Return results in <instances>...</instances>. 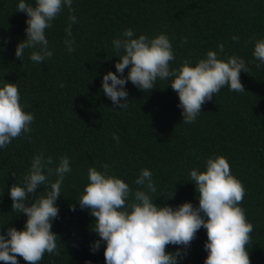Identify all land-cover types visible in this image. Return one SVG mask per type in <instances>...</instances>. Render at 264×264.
<instances>
[{
	"label": "trees",
	"instance_id": "16d2710c",
	"mask_svg": "<svg viewBox=\"0 0 264 264\" xmlns=\"http://www.w3.org/2000/svg\"><path fill=\"white\" fill-rule=\"evenodd\" d=\"M17 3L0 0V83H16L20 103L34 121L27 136L0 150V234L24 227L27 217L12 211L8 189L22 182L40 152L53 158V167L67 155L72 171L61 186L59 213L52 222L58 254L46 252L38 264H105V245L91 250L99 239L91 230L95 218L76 202L88 183L89 167L102 170L107 163L109 173L133 190L139 187L134 181L140 170L147 168L157 187L152 194L157 205L175 208L190 202L195 207L198 193L190 170L204 171L209 157L223 156L245 189L240 206L253 225L246 246L250 264H264V64L257 67L252 55L255 41L264 38V0H73L71 11L63 8L45 30L54 54L41 64L29 59L33 49H25L21 60L15 56L27 27V15L16 11ZM70 15L77 18L72 53L64 45ZM126 28L136 37L166 34L175 57L171 68L186 60L194 66L210 50L220 59L242 57L248 69L240 73L245 91L222 88L202 105L193 123H183L178 95L169 86L172 78L157 79L155 88L145 92L127 82V107L114 108L102 92V78L116 72L119 57L111 42ZM221 43L223 53L217 47ZM43 191L41 186L33 196ZM31 203L29 197L26 204ZM206 241L201 228L180 264H204ZM178 247L168 245L166 252Z\"/></svg>",
	"mask_w": 264,
	"mask_h": 264
},
{
	"label": "clouds",
	"instance_id": "9594fccd",
	"mask_svg": "<svg viewBox=\"0 0 264 264\" xmlns=\"http://www.w3.org/2000/svg\"><path fill=\"white\" fill-rule=\"evenodd\" d=\"M73 0H18L17 12L26 13V38L15 49L21 60L25 49H33L29 59L37 64L53 56L45 30L67 7L71 11ZM65 28L64 45L68 53L75 50L72 25L77 22L69 16ZM234 41L238 37L233 36ZM7 41L5 40L4 43ZM112 45L119 57L116 72L109 71L102 78V92L112 101L114 108L125 109L128 104L127 82L145 90L155 88L157 79L172 78L170 87L177 93L183 123H193L201 113L202 105L212 100L214 94L227 87L229 91L242 92L244 86L240 73H247V65L237 55L218 58L217 51H208L204 58L193 66L186 60L179 68H171L174 60L172 44L168 36L161 33L149 38L135 36L126 28ZM220 53L224 45L218 44ZM253 57L264 64V38L254 43ZM125 69H128L125 76ZM117 73L119 75H117ZM34 115L24 111L16 83H0V150H4L13 139L27 136ZM30 138V137H29ZM113 140L119 141L116 134ZM43 152L34 155L30 167L20 184L13 183L8 189L11 208L27 217L22 230L8 227L0 234V261L4 264H19L17 255L28 264H38L44 254H58L57 235L52 232V222L57 218L56 204L61 196V186L72 171L70 158L60 156L55 163ZM55 176L54 182L48 178ZM191 183L198 193V206L185 202L177 207L157 205L152 194L157 187L151 170L142 168L134 183L135 190L123 179L109 173V165L102 170L87 169L88 183L77 204L93 216L91 230L99 237L91 245L93 252L105 245V264H180L187 255L186 249L203 228L207 235L204 264H250L247 244L253 225L246 219L240 202L245 193L242 183L230 173V165L223 156H211L205 162V170L191 169ZM43 186L44 191L33 196ZM32 198L31 204L26 201ZM76 210V205L70 207ZM180 246L175 252H166V246Z\"/></svg>",
	"mask_w": 264,
	"mask_h": 264
}]
</instances>
